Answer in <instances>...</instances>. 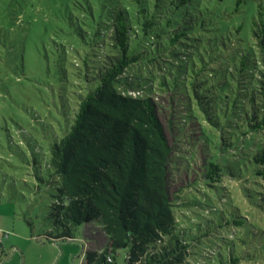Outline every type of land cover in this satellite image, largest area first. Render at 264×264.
I'll return each mask as SVG.
<instances>
[{
  "label": "trees",
  "instance_id": "1",
  "mask_svg": "<svg viewBox=\"0 0 264 264\" xmlns=\"http://www.w3.org/2000/svg\"><path fill=\"white\" fill-rule=\"evenodd\" d=\"M190 1L113 0L97 17L91 6L86 9V19H99V51L83 58L85 76L96 84L80 94L70 127L48 149L58 181L50 206L57 233L50 236L72 239L73 229L85 223L105 237L102 247L85 248L80 264H116L119 249L127 264H187L192 240L175 225L180 202L171 190L174 149L147 94L152 87L183 97L184 117L203 120L200 138L211 147L203 173L207 184L225 174L235 177L232 170L247 163L264 181V140L257 138L264 134L262 12L254 42L244 44L240 37L212 35L203 18L197 33L181 26L180 17L200 10L192 11ZM2 10L3 19L11 14ZM68 10L58 8L55 15L71 18ZM194 38L196 51L187 42ZM15 40L21 43L22 34ZM255 199L264 211V193ZM225 223L239 231L244 226L238 215ZM252 251L247 259L255 262L261 251ZM230 260L238 263L240 256L230 254Z\"/></svg>",
  "mask_w": 264,
  "mask_h": 264
},
{
  "label": "rangeland",
  "instance_id": "2",
  "mask_svg": "<svg viewBox=\"0 0 264 264\" xmlns=\"http://www.w3.org/2000/svg\"><path fill=\"white\" fill-rule=\"evenodd\" d=\"M112 1L0 0V15L4 7L11 13L0 17V264H80L85 248L105 242L98 227L85 223L73 229L72 239L50 236L57 233L50 206L58 181L48 165V149L70 127L80 94L96 84L87 80L83 58L99 51L101 35L94 33L99 19H86V9L91 6L97 17ZM188 5L200 10L180 17L181 26L197 33L203 18L212 35L240 37L244 44L254 42L260 12L264 18V0H191ZM58 8L70 9L71 18H57ZM19 33L22 42L16 45ZM195 38L187 40L192 51ZM147 94L174 149L171 190L174 202H180L174 207L175 225L192 240L187 264H264V211L255 199L264 193V181L247 163L232 170L235 177L225 174L207 184L203 173L211 147L200 138L203 120L184 117L183 97L170 98L153 87ZM257 138L264 140V134ZM235 215L244 220L240 231L225 223ZM255 246L261 253L253 262L247 255ZM230 254L240 261L232 262ZM115 260L127 264L123 249Z\"/></svg>",
  "mask_w": 264,
  "mask_h": 264
}]
</instances>
